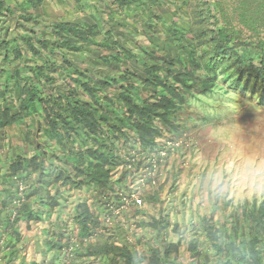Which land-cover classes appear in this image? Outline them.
Wrapping results in <instances>:
<instances>
[{
  "label": "trees",
  "instance_id": "16d2710c",
  "mask_svg": "<svg viewBox=\"0 0 264 264\" xmlns=\"http://www.w3.org/2000/svg\"><path fill=\"white\" fill-rule=\"evenodd\" d=\"M25 1L29 7L42 2ZM133 1L115 0V5L131 7ZM180 3L177 12L182 18L170 24H165L168 17L162 20L160 31L154 36L157 40L163 32L160 42L148 50L138 48L150 56V62L135 57L132 40L125 41V47L119 45L109 29L102 42L94 40L96 27L72 23L49 25L52 40L44 36L43 41L31 36H2L0 55L3 61L7 59L6 66L11 71L1 67L3 62L0 64V75L7 82L3 89L0 87V239H4L7 252L0 254V264H27L29 260L33 264H91L90 258H102L108 264H186L183 257L187 252L192 259L187 264H209L222 254L226 258L224 264H264V202L257 209L253 202L251 211L243 208L237 219L229 222L225 217L217 227L210 223L211 205L207 215L194 213L195 226L187 227L195 235L184 241L186 245L179 239L178 243L165 242L162 236L173 222L167 210L160 207V189L154 192L150 203L160 207L158 217L122 225L119 214L112 210L111 200H119L121 191L130 184L125 170L122 175L117 174L126 164L125 156H131L129 151L138 148L141 152L139 156L134 154L137 162L133 165L138 167L142 156L159 146L164 133L178 136L198 125L195 121L190 125L180 112L194 107L195 102L206 105L203 97L219 89L218 80L227 86L262 91L264 98V40L256 44L243 42L244 38L227 20L228 15L220 11L219 0ZM239 8L243 27L253 30L257 23H264V6L257 0H243ZM9 10L5 0H0V25L10 15ZM20 13V19L32 18L27 8H20ZM12 41H17V46H11ZM243 44L248 49L241 51ZM91 45L105 47L100 57L114 74L96 81L81 68L72 69L70 59L64 56L66 52H81ZM40 50L43 63L33 66L32 57ZM157 50H161L158 55ZM13 59L19 63L13 64ZM131 60L141 61L143 66L131 71ZM200 70L203 73L198 75ZM21 71L25 74L20 75ZM12 78L19 80L10 84ZM12 85L14 95L10 92L8 97L6 93ZM99 86L107 94L104 98ZM199 119L203 124L208 120L204 115ZM21 143L34 153L25 154L18 145ZM180 167L172 165L171 171L179 175ZM162 169L159 164L156 177ZM152 180L155 181L152 178L148 182ZM64 189L69 195L77 193L76 199L62 198ZM78 191L90 196H80ZM20 200L23 201L19 204ZM229 204L224 201L222 206ZM67 205L72 207L71 213L67 212ZM64 216L71 225L67 229L64 228L68 223L61 219ZM131 217L137 218L135 213ZM45 222L47 227H43ZM125 227L143 229L142 235L149 237L143 244L150 255L142 252L138 257L128 246L137 245L141 238H133L128 244L123 241ZM177 227L173 226L181 238L183 233ZM100 228L102 232L96 234ZM153 232L161 243L156 247L150 246ZM64 248L72 249L68 260L63 259L67 252ZM208 249L214 251L201 260V254ZM1 250L2 247L0 253ZM32 255L36 258L31 259ZM172 255L180 261H171Z\"/></svg>",
  "mask_w": 264,
  "mask_h": 264
},
{
  "label": "rangeland",
  "instance_id": "374dc122",
  "mask_svg": "<svg viewBox=\"0 0 264 264\" xmlns=\"http://www.w3.org/2000/svg\"><path fill=\"white\" fill-rule=\"evenodd\" d=\"M219 1H221L222 4L221 6L219 5L220 11L225 12L228 15L227 20L232 22L231 24H233L232 26L234 29L238 31L242 38H244L243 42L247 43L248 41H251V43L256 44L258 40H264V23H257L256 28L253 30L243 27L240 24L239 7L243 0ZM257 2L264 6V0H257ZM0 27L2 28V25H0ZM246 37L248 38L246 39ZM1 39L2 36L0 37V41ZM16 43L17 41H12L11 46L14 47ZM133 46L137 48L136 50L138 51V48L142 47L148 50L146 44L140 37H138L137 42L134 43ZM240 49L243 51L248 48L246 44H243L240 46ZM251 50L254 51L255 48L253 47ZM10 55L13 56L12 53H10ZM258 59L259 57H256L254 60L255 66L258 65ZM27 60L32 61L31 58H27ZM0 62H3L4 64L1 65V67L7 65V59L3 61L1 55ZM14 63L17 64L19 61H15L13 59V64ZM10 68L8 67L6 70L11 71ZM19 68L20 66H18V69ZM28 71L29 70H26V72ZM24 72L25 71H21L20 75H24L26 73ZM202 73L203 71L200 70L197 74L201 75ZM218 82L219 89H215L212 94L203 97V102H205L206 105L199 106V103L195 102L194 107L184 109L180 112V116L184 119H188L190 125L193 124L191 123L193 121L199 123L187 131L188 133L193 134L199 141L197 142V146H201V149L196 150L194 155L193 153L186 155L184 161L182 160V156H177L176 164H185L183 171L180 172L179 175H175L173 171H171L172 167L169 169L167 168L168 170L156 179L157 185L155 187L151 188L149 186L141 193V196L144 195L142 205L130 207L127 211H123L120 214L121 216L119 217L121 219L119 217L118 218L120 219V223L122 225H126L127 222L135 223L137 220L148 221L152 217H158V209L161 207L163 210H167L166 213L170 215V221H177V226L180 227L181 233L185 232L182 236L183 238H179L180 232H173L168 229L166 230V232L169 233L167 235V239H170V241L174 243H176L179 239L180 242L184 243V241L189 237L191 238L195 235L194 232L191 233L188 230L189 228L186 227L195 226V222L192 220L194 218V213L196 216L201 214L207 215V207H210L211 205L213 209V212H211L213 214L210 223L214 227H217L224 223L225 217L228 218L229 222H231V219H237L238 215H240L244 210L243 208L251 211L253 202L256 203V209L264 202L263 92L258 90L251 91L243 86L240 87V85H238V88L230 84L227 86V84L221 80H218ZM5 83H7L5 77L0 75V84H3V88ZM99 91L101 93V97L107 95L105 90L101 87ZM9 93V91L6 93L8 97L10 96ZM114 102L117 103V100ZM201 115L208 118L204 124L199 119ZM13 141H15V139H13ZM51 144L54 146V149H57L58 145L54 140L51 141ZM18 145L25 152V154L30 152L34 153L33 149L28 148L27 145L22 143ZM28 149L30 151H28ZM120 152L124 153L125 150L120 148ZM7 153L10 155L9 152ZM179 167L180 166H178V168ZM5 168L6 167H3L4 171ZM122 173V170H118L119 175H122ZM136 177L137 175H134L132 178L127 179V182L130 183L129 185L132 189H137L138 187ZM157 189H160V191H158L161 205L159 208L158 205L153 206L150 204L151 201H154L153 194L157 191ZM66 191L64 189L62 198L70 199V197H75L76 199L77 193L73 194L71 192L69 195ZM78 192L80 196H90L80 191ZM107 199L111 200L110 197ZM224 201H229L230 204L222 206ZM171 204L172 207L170 206ZM101 205L105 206L104 203ZM199 206L201 207L200 209ZM154 207H156V210ZM92 208H94V206H92ZM192 210L194 211L192 212ZM67 212H72L71 206L67 205ZM133 213L136 214L137 218H129ZM61 219H63V223H68L64 229L71 226L67 217L64 216ZM162 220L165 221L163 218ZM201 220L202 219H199V222ZM47 225L48 222L43 223V227H47ZM154 233L155 232L152 233V240L150 242L152 247L160 245L159 240L154 239ZM139 234L137 232L138 237ZM121 235L123 241L127 244L134 241V235L129 236V238H127L125 234ZM140 238L143 239L144 237L141 236L139 239ZM146 239H149V237ZM143 242L145 241H142V243ZM206 243L207 242L203 244L204 247L206 246ZM184 244L186 245V243ZM3 245H6V243H3ZM128 246L132 247V251L136 253V255H139L142 251L147 255H150L151 253L147 247L144 246L143 248L139 244H132ZM211 251L214 250L208 249L207 252L202 253L201 260L204 259L208 252ZM6 253L7 252H4L3 254L7 255ZM188 254L189 253L187 252V255H184L183 257L186 264L192 260L189 258ZM35 258L36 257L32 255L31 259ZM178 259L174 255L170 257V260L175 261L176 263L177 261H180ZM195 259L193 261H195ZM225 260V255L222 254L220 258L215 259V261L211 259L208 263L224 264ZM29 262L31 263V260H29ZM99 264L108 263L100 260Z\"/></svg>",
  "mask_w": 264,
  "mask_h": 264
},
{
  "label": "crops",
  "instance_id": "0c3cea01",
  "mask_svg": "<svg viewBox=\"0 0 264 264\" xmlns=\"http://www.w3.org/2000/svg\"><path fill=\"white\" fill-rule=\"evenodd\" d=\"M5 2L7 3V9L10 8V10L8 13L4 11V14L10 15L3 20L2 28L0 27V37L5 36L7 39H12L15 36H25V38L31 36L30 38L40 39L41 41L44 37L52 40L49 25L53 23H72L84 27H96L98 32L94 40L97 42L103 41L104 35L107 34L109 29L112 30L117 43L121 46L125 47V41L127 40L136 43L138 37H140L146 46L150 47L154 43L160 42V38L156 40L154 36L160 31L162 20L165 17H168L165 24H170L174 20L182 18L181 12H177L178 9H181L180 0H134L131 7L117 6L115 0H42L35 7H29L25 0H5ZM22 7L28 9V13L32 17L30 20L20 19V8ZM152 24L156 25L153 26ZM39 45L41 48V44ZM98 46L91 45L87 50L81 52H66L64 56L70 59L73 70L81 68L85 74L87 72L88 77L90 75L96 81L104 79L108 75L114 74V72L109 69L107 62L101 59L100 56L104 51L97 50ZM100 47L105 49L102 45ZM134 48L133 46L131 49L136 58L142 62L151 61L148 54ZM160 51L157 50L156 55ZM32 58H34L32 61L33 66H35V63L38 65L43 63V55L40 52ZM140 62L137 63L135 60H131L128 67L131 71L137 70L143 64ZM17 80L14 81L12 78L10 84H14ZM10 89L14 95L15 88L13 85ZM149 89L147 88V90ZM138 244L140 245L139 242ZM141 246L144 248L146 243L141 244ZM27 264L33 263L28 262ZM142 264L144 263L142 262Z\"/></svg>",
  "mask_w": 264,
  "mask_h": 264
},
{
  "label": "clouds",
  "instance_id": "9594fccd",
  "mask_svg": "<svg viewBox=\"0 0 264 264\" xmlns=\"http://www.w3.org/2000/svg\"><path fill=\"white\" fill-rule=\"evenodd\" d=\"M162 37H163V32L160 33V38H162ZM95 46H97V45H95ZM97 50L102 51L100 45L97 47ZM40 53L43 55V51L40 50ZM9 56H10V53H9ZM0 64H1V62H0ZM6 68H8V67L6 66ZM21 83H22V81H21ZM2 85L0 84L1 88H2ZM8 91L11 92L10 87H9ZM167 142L170 143L169 146H167ZM197 142H199V141L195 138V136L193 134H191V133H188L187 130H183L181 132V134H179L178 136H172L168 132L164 133L163 138H161L160 141H159V146L156 149L149 151V152H151L150 154H145L144 156H142V158L140 159L142 162H141L140 166H138V167H136V164L133 165V163L137 162L135 160V158H134V154L136 156H139V155H141V152H139L138 148H135V149H132L131 151H129L131 156L130 155L129 156H125L124 160H126V164L125 165L123 164L118 170H122V171L125 170L127 172L126 173V177L128 179L132 178L134 175H137L136 180L138 182V187H137V189H132L130 187V185L128 184L127 190L123 189L121 191V198L119 200H116V202L115 201H111V204H113V207H112L113 213L116 214V215L119 214V216H121L120 214L123 211H127L130 207L142 205L143 204V200H144V195H142L143 196V199H142L141 193L144 192V189L146 190L147 187H149V186L152 187V188L155 187L157 185L156 179L161 174H163L165 171H167L170 167H172V165L181 166L182 171H183L185 164L182 163V165H177L176 164L177 156H179V157L182 156V160L184 161V159L186 158V155H189L191 153H193V155H194L196 150H200L201 149V146H197ZM159 151H165L166 154H165L164 160L162 162L158 163V167L156 168V170L159 169V164H162L163 169L159 172L158 177H156V170H155L154 176H149V175L145 174L144 168L145 167L147 168L149 166L148 158L150 156H154V155L158 154ZM124 154H126V151L124 152ZM170 160H171V162H170ZM148 168H150V167H148ZM118 170H117V174H118ZM152 178H154L155 181L152 180V181L148 182ZM22 186L23 185H19V187H22ZM132 195H136V197L134 198V197H132ZM125 199L129 201V204L127 205V207L121 208V205L124 204V200ZM22 201L23 200H20L19 204ZM170 206H172V204ZM169 218H170V216H169ZM172 222H173V226L177 225V221L172 220L171 223ZM173 226L171 227L170 230L175 232L176 229L173 228ZM125 228H126V232L124 234L127 236V238H129V236H131V235H134L135 239H139V237L143 236L144 238L139 242L140 245L144 243V242L142 243V241H146L145 239L148 236H147V234L142 235L144 233L143 229H140V228L128 229L127 227H125ZM177 228L180 229V227H177ZM101 229L102 228L97 229L96 234L99 233V232H102ZM139 230H140V234H139ZM137 232L139 234V237L137 236ZM168 234L169 233H166V234L162 235L165 238V242H171L170 239H167V235ZM70 241L73 242V240H70ZM4 242H5L4 239H0V249L2 247V250H1L0 254H3L5 252L4 248H3V243ZM176 243H178V241ZM71 248H72V245H71ZM71 248H64L63 249L65 251H67L66 254H65L66 256H63V259L68 260L67 259L68 258L67 254L68 253L70 254L72 252ZM142 252L138 256H140L142 254ZM61 254H63V253H61ZM89 260H91V264H99L100 260L104 261V259H102V258H100V259L99 258H97V259L90 258ZM14 264H17V263H14Z\"/></svg>",
  "mask_w": 264,
  "mask_h": 264
},
{
  "label": "built area",
  "instance_id": "2783aa9c",
  "mask_svg": "<svg viewBox=\"0 0 264 264\" xmlns=\"http://www.w3.org/2000/svg\"><path fill=\"white\" fill-rule=\"evenodd\" d=\"M170 143L167 142V146H169ZM165 154L166 152L165 151H159L158 154L154 155V156H150L148 158V162H149V166L150 168H144V171H145V174L149 175V176H154L155 174V170L156 168L158 167V163L159 162H162L164 160V157H165ZM142 180V179H141ZM132 197H136V195H132ZM139 201V200H138ZM129 204V201L128 200H124V204L121 205V208H125L127 207V205ZM117 212V211H116Z\"/></svg>",
  "mask_w": 264,
  "mask_h": 264
}]
</instances>
